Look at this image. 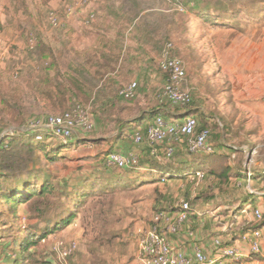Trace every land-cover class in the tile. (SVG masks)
<instances>
[{
  "label": "rangeland",
  "instance_id": "374dc122",
  "mask_svg": "<svg viewBox=\"0 0 264 264\" xmlns=\"http://www.w3.org/2000/svg\"><path fill=\"white\" fill-rule=\"evenodd\" d=\"M66 3L67 0L0 2V138L13 133V141L31 142L26 131L30 123L77 106L88 113L95 125L86 136L115 133L117 121L133 120L158 101L157 94L167 80L158 62L166 54L165 45L171 43L169 54L181 58L186 70L181 88L192 94L187 108L194 109L200 124L210 128L218 156H204L210 168L197 170L204 174L199 180L194 173L181 180L150 175L142 178L133 172L120 173L113 166L105 169L104 163L94 172L81 171L95 178L87 186L96 189L77 211L81 227H72V232L80 229L81 234L71 236L73 239L55 236L50 243L46 239L31 248L34 254L30 263H37L39 255L49 256L53 241L59 239L76 241L77 249L67 260H57V264H141L140 239L152 226L148 219H153L168 202L167 195L171 206L183 201L192 208L206 206L215 193H227L237 179L243 188L248 184L242 180L244 177L236 178L232 170H227L229 162L241 164L246 155H252L254 161H264V0H236L234 18L225 10L214 12V16L191 11L167 17L155 13L152 33H139L144 47L127 43L121 49L125 55L147 53L152 70L145 74L137 66L122 68L111 73L109 85L101 84L104 73L95 69L84 72L82 38L74 39L69 34L72 27ZM51 17L57 20L56 25L51 23ZM132 81L137 84L134 96L119 97V89ZM74 136L84 135L76 131ZM43 143L40 147L32 143L31 165L41 171L39 178L44 174L57 182L60 175L80 169L51 152L62 144L61 140L46 138ZM96 143L110 150L106 142ZM14 145L17 150L18 144ZM68 153L64 154L67 158ZM209 169L215 171L214 177ZM225 170L226 178L217 180L218 173ZM102 173L104 176L99 177ZM251 184L253 181L250 187ZM153 195L156 205L151 208L147 204ZM49 199L56 201L53 196ZM24 209H18L17 219L0 216V241L5 243L13 235L18 249L25 238L35 240L44 229L33 216H23ZM150 209L153 213L148 214ZM58 218L48 216V220Z\"/></svg>",
  "mask_w": 264,
  "mask_h": 264
},
{
  "label": "crops",
  "instance_id": "0c3cea01",
  "mask_svg": "<svg viewBox=\"0 0 264 264\" xmlns=\"http://www.w3.org/2000/svg\"><path fill=\"white\" fill-rule=\"evenodd\" d=\"M26 1L18 0L19 3H26ZM232 1L227 0L228 3ZM36 2L37 0H35V4ZM40 3L41 1H39ZM66 5L69 11L67 20L70 27H72V32L69 34L74 39L82 38V53L86 61L83 63L84 72L95 69L104 73L101 84L107 85L111 84V73L118 72L122 68L127 69L137 66V69L142 70L145 74L152 70L147 53L135 52L134 54L125 55L121 49L127 43H133L137 48H140V45L144 47L145 44H141L144 39L140 40L139 33H152V17L155 13L167 17L174 12H180L184 15L190 11L196 12V10L211 13L219 12L216 10L219 6L205 4L202 0H67ZM226 9H228L226 13L234 18V13L229 11L231 7L227 5ZM91 14H93V19L89 24H86V20H90ZM2 22V19H0V24ZM24 26L25 24H22L21 27ZM124 55L127 57L126 60L123 59ZM94 66L96 67L94 68ZM187 114L185 111H171L164 114V117L168 121H182ZM191 115L197 117V112ZM152 121V117L143 119L138 129L142 133H146L147 127ZM118 133L116 130L115 133L107 136H88L86 139L74 136L71 142L74 145H71L67 150L70 156L67 161L74 168H81V170L73 169L56 179H67L70 184L82 179L83 185L92 184L95 178L91 174L85 175L81 171L94 172L100 169L102 163L109 166L105 159V149H102L103 146L96 143L98 139L103 143L104 139L112 140L115 138L114 147L111 151L125 155L136 153L139 155L141 162H144V159H150L151 161L155 159L152 153L150 155V145L147 142L135 143L134 134L130 130H127L124 134L121 133V135ZM71 149L72 151H70ZM162 152L163 149L159 147L158 153L161 154ZM217 156L218 153L213 157ZM201 157L204 156L201 154L189 155L185 145L181 142L177 144L176 154L171 162H176V166L181 172L183 169L193 168L196 171L201 168H209L208 162ZM245 157L247 158V155ZM143 165L145 166L146 163L144 162ZM255 165L254 175L252 179L248 180L246 177V161L241 164L229 162L227 170H232V175L236 178L244 177L242 180L248 183L246 187L243 188L240 179H237L236 183L230 185L231 189L227 193H215L208 200L206 206L198 207L197 205L198 208H193L183 221L178 218L181 204L176 202L171 206V201H169L167 195L165 201L168 202H165L159 212L162 217L155 223L158 230L167 234L170 241L188 255H192L196 250H199L207 256H212L215 253L213 241L218 238L224 245L240 249L243 252L242 260L244 264H264V238L259 240L260 250L258 253L251 252L249 240L252 237L251 230L261 224L254 216L255 210L262 214L264 222V161H256ZM142 171H148V169ZM148 175L156 178L157 173L152 170ZM180 177V173L170 172L169 177L166 179L176 178L175 180H181ZM251 181H253V185L251 184L250 187ZM219 199L221 202L218 201ZM147 205L151 208L156 205L154 195L150 204ZM150 213H153L151 209L148 211V214ZM148 220L149 224L154 225L152 218ZM172 226H175L174 232L171 231ZM72 227H81L77 219H74L62 229L48 234L47 243L52 242L55 236H65L66 239H73L71 236L81 234L80 229L75 231L74 234ZM43 260L45 263L36 264H57L58 262L52 253ZM0 264L6 263L0 262Z\"/></svg>",
  "mask_w": 264,
  "mask_h": 264
},
{
  "label": "trees",
  "instance_id": "16d2710c",
  "mask_svg": "<svg viewBox=\"0 0 264 264\" xmlns=\"http://www.w3.org/2000/svg\"><path fill=\"white\" fill-rule=\"evenodd\" d=\"M205 4H215L219 6L216 10L218 11H227L226 9L227 5L231 7L229 11H232L234 13V10H236V0H233L232 2H227V0H202ZM239 9V7L237 8ZM193 14H201L207 13L210 16H214V13L206 12V11H191ZM172 46V45H171ZM103 76V75H102ZM160 93V92H159ZM191 94V93H190ZM120 97V96H119ZM56 98V97H55ZM122 98V97H121ZM158 101H156V104L153 106V108L149 111H143L137 115L136 118L133 120H125L122 119L120 121L116 122L115 129L119 132L118 134L121 135V133H125L127 130H130L132 134H142L145 136V133H142L138 127L140 126V123L145 118L152 117L153 120L156 115L160 114L164 119V114H168V112H178V111H185L188 114H192L196 111L194 109L187 108L192 101V94H191V101L187 105H175L168 101L161 100L158 97ZM125 99V98H122ZM131 99V98H130ZM197 120V127L196 130H201L204 128H207L209 130V138L208 142L212 145L214 149V145L211 142V130L209 127H207L204 124H200V121L198 117H195ZM93 127L91 130L87 132H81L83 133V138L86 139L88 135L85 134L91 132L94 128V122ZM138 130V131H136ZM28 137L31 142L34 143L36 146L40 145L42 146L44 143L43 141H36L35 140V133L34 132H27ZM119 135V136H120ZM115 139V138H114ZM107 140L104 139L103 142H106L108 144V147L110 148L109 151H104L107 154H109L112 148L114 147L115 140ZM14 140V134H8L7 136H2L0 138V216H10L14 219L19 218L20 216L17 214L18 209L23 206L25 209L22 212L23 216H33L36 221H39L42 226H44V229L39 231L38 236L35 240L25 238L22 243L18 246V240L16 238L10 237L5 243L0 241V262H4L6 264H31L30 263V257L33 256L34 252H31V248L41 245V240L43 238H47L48 234H51L57 230L62 229L64 226H67L70 224L74 219L77 217V211L78 209L83 205L85 202V199L88 198V196L91 194V191H94V186L88 187L87 185H83L82 179H78L74 183L70 184L69 180L63 179V180H57V182H54V179L48 180L44 174L39 178L38 174H41V171L38 169H35L34 165L32 166V159H31V153L33 152L32 143L29 141H24L21 143H18ZM86 141V140H82ZM101 141L100 139L96 140V142ZM147 142V141H143ZM183 143L186 147V150L189 155H198L201 154L202 156L206 155H212L215 154V149L210 153H190L187 149V144L185 138L181 139L178 143ZM148 143V142H147ZM167 142H162L160 144H149L150 145V151L155 150V159L152 161L150 159H144V162L146 165L144 166V162L140 161V157L138 155V164L133 168L128 169H119L117 167H114L119 171L120 173L124 172H133L134 174L140 175V177L145 178L146 174L148 175L150 171L155 170L157 173L156 178L166 179L169 177L170 172H177L180 173V178H183L184 176H189L190 174H196L198 171H194L193 168L191 169H183L181 170L176 166V162H171L173 157L176 154V146L178 143L174 144V153L171 157H167L165 153ZM18 144V149L14 150V146L16 147ZM14 145V146H13ZM71 145L68 144H60L57 147H54L55 149H51V152L53 155L57 158H64L65 160H68L67 157H65V152L69 149ZM163 149V152L160 154L158 153V148ZM150 152V155H151ZM64 156V157H61ZM105 156V159H106ZM211 157V156H210ZM202 158V157H201ZM204 158V157H203ZM202 158V159H203ZM209 158V157H208ZM207 159V158H205ZM211 159H209V162L211 163ZM208 162V161H207ZM105 165V169L107 166ZM228 167V166H227ZM226 167V168H227ZM210 168V167H209ZM148 169V171H142ZM81 170V168L79 169ZM78 170V171H79ZM223 170V169H222ZM144 172V173H143ZM208 173H210L212 177L215 176V171H212L211 169L208 170ZM82 176V174H80ZM92 176V175H91ZM103 173L100 174L99 177H103ZM136 176V175H135ZM204 176V174H203ZM202 176V178H203ZM217 180H222L226 178V170L220 171L218 173ZM93 177V176H92ZM53 196L56 198V201L53 203L49 198ZM67 202L71 204L67 205ZM3 203L6 204V207L3 208ZM72 208V209H70ZM191 211L193 208L190 206ZM58 215V219L48 220V216ZM44 224V225H43ZM8 236H5V238ZM3 238V237H2ZM1 240V238H0ZM99 240V239H97ZM223 243V242H222ZM224 245V243H223ZM227 246V245H225ZM17 250V251H16ZM28 252V253H27ZM44 257L41 255L37 256L38 262L37 263H45ZM36 264V263H34Z\"/></svg>",
  "mask_w": 264,
  "mask_h": 264
},
{
  "label": "built area",
  "instance_id": "2783aa9c",
  "mask_svg": "<svg viewBox=\"0 0 264 264\" xmlns=\"http://www.w3.org/2000/svg\"><path fill=\"white\" fill-rule=\"evenodd\" d=\"M93 14L90 15V19ZM52 24L56 25L57 20L50 18ZM89 20H86V23ZM32 47V46H31ZM171 43L165 45L166 54L158 62L159 70L167 76L166 83L162 87L158 97L175 105H187L191 101V94L188 90L181 88L182 82L186 78V70L181 58L171 56L169 51ZM137 84L135 81L129 82L119 89L118 95L125 99L134 96ZM93 123L88 113L77 106L75 109L60 114L47 115L38 118L28 125L27 132L35 133L36 141H43L47 138H57L63 144H69L74 139L76 131L87 132L91 130ZM197 120L195 116L187 114L182 121H168L160 114L156 115L152 123L147 127L145 136L136 133L133 136L135 143H142L144 140L149 144L166 143L165 153L171 157L174 153V144L185 138L187 149L190 153H210L214 149L208 142L209 130L207 128L196 130ZM155 155V150H152ZM106 162L109 166L119 169L133 168L138 164V155L136 153L121 154L110 152L106 156ZM253 156L246 158V177L252 179L254 175ZM197 178H202L203 174L197 172ZM191 212L189 203L183 201L180 205L179 220L183 221ZM255 218L261 223L260 226L251 230L250 250L252 253H258L260 250L259 240L264 238V222L262 214L254 211ZM161 214H156L153 218L154 225L146 230L139 242V260L141 264H244L243 252L234 246L223 245L220 239H214L213 247L215 253L207 256L202 251L196 250L192 255H188L179 247L174 245L167 234L158 230L157 223ZM171 231H175L172 226ZM47 238L41 240L42 243ZM77 249V243L74 240L63 241L55 240L51 245V252L59 261H65L70 258Z\"/></svg>",
  "mask_w": 264,
  "mask_h": 264
}]
</instances>
